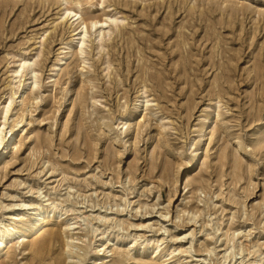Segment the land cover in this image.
Wrapping results in <instances>:
<instances>
[{"label":"rangeland","instance_id":"obj_1","mask_svg":"<svg viewBox=\"0 0 264 264\" xmlns=\"http://www.w3.org/2000/svg\"><path fill=\"white\" fill-rule=\"evenodd\" d=\"M23 61L0 264H264V0H0Z\"/></svg>","mask_w":264,"mask_h":264},{"label":"bare ground","instance_id":"obj_2","mask_svg":"<svg viewBox=\"0 0 264 264\" xmlns=\"http://www.w3.org/2000/svg\"><path fill=\"white\" fill-rule=\"evenodd\" d=\"M67 11L72 12L70 10ZM75 17V19L73 17L68 19L69 21H72L70 22L71 26L77 23L78 28L82 30V32L79 33L80 38H77V40L79 39L83 41L82 44H85V37L88 33V25L92 29H97L98 26L101 25L102 29L97 30V34L102 36L104 34L103 26L108 24V21H102L98 17L85 19L79 14H75ZM73 41H76V39L74 38ZM80 50L82 51V48ZM27 66L28 62L23 61L20 63L18 68L13 71V79L20 78V80L13 82V85L14 83L15 85L10 96L5 100L3 106L0 104V163H3L11 156L20 133L24 132V123L26 122L23 109L27 103V96L25 95V92L30 81H32L30 84L31 89H35L37 86V74L34 73L33 70L27 72ZM19 111H22V113H19ZM197 154L198 157H200L201 151L197 152ZM202 158L203 157H201L200 160ZM36 209H39V207L37 206ZM39 226L41 227L40 231L44 229L42 227L43 222H40ZM1 236L4 237L3 235ZM68 247L70 248L71 246L69 245Z\"/></svg>","mask_w":264,"mask_h":264}]
</instances>
